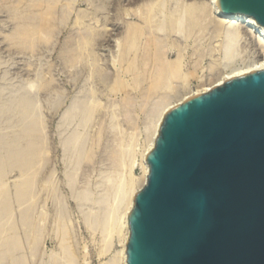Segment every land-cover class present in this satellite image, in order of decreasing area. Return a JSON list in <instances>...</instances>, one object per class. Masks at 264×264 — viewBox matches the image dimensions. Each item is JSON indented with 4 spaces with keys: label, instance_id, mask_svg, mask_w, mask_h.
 Masks as SVG:
<instances>
[{
    "label": "rangeland",
    "instance_id": "1",
    "mask_svg": "<svg viewBox=\"0 0 264 264\" xmlns=\"http://www.w3.org/2000/svg\"><path fill=\"white\" fill-rule=\"evenodd\" d=\"M28 1L0 0V110L17 101L32 106L28 123L37 133L19 134L16 111L0 116V155L19 162L0 160V264H123L124 211L142 183V155L159 114L248 67L257 48L243 40L225 57L221 39L183 9L194 0H157V9L148 7L152 0H66L50 15L52 0ZM177 58L180 75L167 71L158 82L157 65Z\"/></svg>",
    "mask_w": 264,
    "mask_h": 264
},
{
    "label": "water",
    "instance_id": "2",
    "mask_svg": "<svg viewBox=\"0 0 264 264\" xmlns=\"http://www.w3.org/2000/svg\"><path fill=\"white\" fill-rule=\"evenodd\" d=\"M264 27V0H219ZM128 215L126 264H264V68L165 115Z\"/></svg>",
    "mask_w": 264,
    "mask_h": 264
},
{
    "label": "bare ground",
    "instance_id": "3",
    "mask_svg": "<svg viewBox=\"0 0 264 264\" xmlns=\"http://www.w3.org/2000/svg\"><path fill=\"white\" fill-rule=\"evenodd\" d=\"M19 1H21V2H24L23 0H19ZM28 1V0H27ZM32 1H35V0H32ZM41 2V0H38V2ZM46 1V0H45ZM53 1V7L51 6V4H48V5H50V6H48L46 9V11H47V13L46 14H48L50 11H54L55 12V10H54V7H56V5L57 4H60V3H62V1H66V0H52ZM96 1H98V0H96ZM100 2H103V3H106L105 2V0H99ZM98 1V2H99ZM117 1H120V0H117ZM136 1H139V0H130V4H136L137 2ZM29 2V1H28ZM39 2V4L41 5V3L43 2H41L40 3ZM68 2V1H67ZM80 0H73V2L72 3H69V4H71V5H75V4H80ZM148 2V7L150 6V8L152 9V8H155V9H157L158 7H160V4H158L157 3V0L156 1H151V3H149V1H147ZM17 3H18V1H17ZM30 3V2H29ZM34 3V2H33ZM32 3V4H33ZM36 3V2H35ZM45 3V2H44ZM47 3H49L48 1L46 2V4ZM128 3V2H127ZM168 3H170L169 1H167V4ZM19 4V3H18ZM46 4H44L45 6H46ZM69 4H66L67 5V7H69L68 5ZM27 5V4H26ZM33 5H35V4H33ZM43 5V4H42ZM55 5V6H54ZM90 5V4H89ZM96 5V4H95ZM146 5V4H145ZM104 6V5H103ZM102 6V7H103ZM140 6V5H139ZM184 7H183V9H185V11H186V13L188 14V17H193V20L191 19V21H192V23L193 22H195L194 21V18L196 19L197 18V20L200 22V20L198 19V18H200L201 17V21L204 23L203 25L205 26V27H207V26H209L210 27V29H212V33H214V34H216L217 35V37L218 38H220L221 39V51H222V53L225 55V57H228L231 53H232V50H233V47L235 46V44L236 43H238V42H240V41H243V40H247V41H249V43L251 44V45H254V47L255 48H257L256 49V51H258L257 53H258V59L255 61V62H253V63H251L248 67H245V68H239V69H234V70H231L230 72H228V73H226V74H224L222 77H220V78H218L217 80H215L213 83L211 82V84H206V86L205 87H203V88H201V89H199V88H197V89H195V90H192V91H190V92H187V93H185V94H183L181 97H179L176 101H174V102H168V104L166 103V105L164 106V108H163V110L161 111V114H159V117L157 118V121H156V124H155V127H154V130H153V132H152V135H151V139H150V142H149V145H148V147H147V149L145 150V152L143 153V155H142V164H143V168H144V172H143V180H142V183L140 184V187L138 188V189H135L131 194H130V196H129V198H128V202H127V206H126V208H125V211H124V223H123V227H124V229H125V238H124V242H123V249H122V263L123 264H126V261H125V259H126V244H127V240H128V237H129V228H128V215H129V213H130V211L132 210V207H133V204H134V198H135V196L140 192V190H142L143 189V187L146 185V182H147V178H148V175H149V168H148V165H147V163H146V158H147V156H148V154L151 152V150L153 149V147H154V145H155V141H156V138H157V136H158V133H159V129H160V127H161V124H162V122H163V119H164V117H165V115L168 113V111L171 109V108H173L174 106H176V105H178V104H180V103H182L183 101H185L186 99H188V98H190V97H192V96H195V95H198V94H202V93H205V92H208V91H210L211 89H213L214 87H216V86H219V85H222V84H224L225 82H227V81H229V80H231V79H233V78H235V77H238V76H241V75H244V74H246V73H249V72H252V71H255V70H259V69H263L264 68V27H262V26H260V25H258L252 18H250V17H246V16H243V15H239V14H233V15H228V16H226V15H224L222 12H221V10H220V7H219V0H194V1H192V3H190V4H184L183 5ZM144 7V6H143ZM145 7H147V6H145ZM148 7H147V9H148ZM53 8V9H52ZM139 8V7H138ZM144 9V8H143ZM97 10V9H96ZM44 11V10H43ZM45 11V12H46ZM49 11V12H48ZM147 11V10H146ZM44 12V13H45ZM137 12V11H136ZM43 13V12H42ZM43 13V14H44ZM41 14V13H40ZM46 14H44V15H46ZM54 14V13H53ZM52 14V15H53ZM158 14V13H157ZM49 15H50V13H49ZM134 15H136L137 16V13H135ZM139 15V14H138ZM178 15V14H177ZM56 16V15H55ZM138 17H140V15L138 16ZM158 17V16H157ZM132 18V17H131ZM150 18V17H149ZM47 19V18H46ZM55 18L53 17V20H54ZM145 19V18H144ZM170 19V18H169ZM138 20V19H137ZM197 20H196V22H197ZM149 21V20H148ZM31 22V21H30ZM29 22V23H30ZM57 22V21H56ZM55 21H54V23H56ZM152 22V21H151ZM171 22H173V23H171ZM170 23H171V26H170V28H171V35L172 36H174V37H177V36H179V34H180V32H179V30L177 29L180 25H181V23H180V21H176V20H174V21H170ZM198 23V22H197ZM197 23H195V24H197ZM148 24L150 25V23L148 22ZM202 24V23H201ZM156 25V24H155ZM188 25H189V23H188ZM35 26V25H34ZM33 26V27H34ZM134 26V25H133ZM132 26V27H133ZM202 26V25H201ZM201 26H199V27H201ZM31 27V26H30ZM129 27V26H128ZM136 27V26H135ZM135 27L133 28V29H135ZM154 27V26H153ZM153 27L151 28L150 26H149V28H151L149 31L153 34V36H160V34H159V32H160V30L159 29H156V28H154L153 29ZM156 27V26H155ZM137 28V27H136ZM141 28V27H140ZM148 28V27H147ZM193 29L195 28V26H193L192 27ZM34 29V28H33ZM138 30H141V29H139V26H138V28H137ZM136 29V31L138 32V30ZM145 29V28H144ZM203 29V28H202ZM106 30V29H105ZM125 30V29H124ZM127 31V30H126ZM129 31V30H128ZM134 31V30H133ZM135 31V32H136ZM148 31V32H149ZM164 31V30H163ZM188 32V31H187ZM204 32V31H203ZM131 33V32H130ZM139 33V32H138ZM137 33V34H138ZM141 34H142V32H140L139 33V39L141 38ZM188 34V33H187ZM132 35H134L135 36V34L133 33ZM145 35V34H144ZM148 35V34H147ZM150 36H151V34H149ZM127 36H128V38H129V36L130 35H128L127 34ZM143 36V35H142ZM157 36V37H158ZM133 37V36H132ZM211 37V36H210ZM128 38H127V40H128ZM147 38V40L145 41V43L148 41V37H146ZM217 38V39H218ZM131 39V38H130ZM152 39H153V37H152ZM160 39V38H159ZM216 39V38H215ZM126 40V39H125ZM143 40V39H142ZM141 40V41H142ZM162 40V39H161ZM153 41V40H152ZM158 41V40H157ZM174 41V40H173ZM136 42V41H135ZM159 43H161L160 41H158ZM158 42L156 43V42H153L154 44L156 43V47H157V44H158ZM215 42V41H214ZM115 43H116V41H115ZM133 42H131V44H132ZM140 43V42H139ZM145 43H144V45H145ZM149 43H150V40H149ZM152 43V42H151ZM173 43V42H172ZM120 44V43H119ZM125 44H127V42L125 43ZM133 45H134V43H133ZM141 45V44H140ZM147 45H148V43H147ZM150 45V44H149ZM149 45L147 46V49L149 48ZM162 45V44H161ZM160 45V46H161ZM174 45V44H173ZM121 46V45H120ZM132 46V45H131ZM139 46V45H138ZM163 46V45H162ZM116 47V46H115ZM123 47V46H122ZM122 47H121V51H122ZM134 47V46H133ZM145 47V46H144ZM159 47V46H158ZM218 48H220V45H219V47ZM129 49H130V47H129ZM131 49H132V47H131ZM151 49H153V48H151ZM144 50H146L145 48H144ZM155 50V49H154ZM164 50V49H163ZM146 51H148V52H146V53H148V56H149V50H146ZM156 51H157V49H156ZM123 53H124V50L122 51ZM132 52V50L130 51V53ZM130 53H129V50H128V54L130 55ZM143 53V52H142ZM145 53V51H144V53L143 54H146ZM162 53V52H161ZM181 53H183V52H181ZM142 54V56H144ZM229 54V55H228ZM152 55L154 56V52H152ZM155 55L157 56L158 55V51H157V54L155 53ZM161 55H163V54H161ZM119 56V55H118ZM133 56V55H132ZM147 56V55H146ZM146 56L144 57V58H146ZM152 56V57H153ZM159 56V55H158ZM257 56V55H256ZM129 57V56H128ZM131 57V56H130ZM155 57V56H154ZM153 57V58H154ZM153 58H152V61H153ZM161 58V57H160ZM229 58H230V56H229ZM147 59H148V57H147ZM154 60H156V58L154 59ZM130 61H132L133 62V60H131L130 59ZM156 61H158V60H156ZM153 62V63H155L154 65H157V62ZM165 61V60H164ZM129 62V61H128ZM141 62H143V61H141ZM146 62V61H145ZM164 63V62H163ZM163 63H161V64H163ZM131 63L129 62V65H130ZM133 64L135 65V63L133 62ZM132 64V65H133ZM145 65L147 64V63H144ZM144 64H141V66H143ZM148 64H149V60H148ZM158 64H159V61H158ZM160 64V65H161ZM165 64H166V62H165ZM165 64H164V66H165ZM168 64V63H167ZM179 64H180V61H179V58H177L174 62H172V63H170V65L169 66H163V67H160V65H157L158 67H159V69H158V67L156 68V70L158 71V70H160L161 69V72L159 73V77H157L158 78V82H159V80H160V83H161V80H162V82L164 81V79L165 78H163V79H159L160 77L162 78V77H164V75H163V73L165 72V76H167V74H168V72L167 71H169L170 72V75H172L173 77L175 76V79H176V76H179L180 75V66H179ZM129 65H128V67H129ZM133 65V66H134ZM151 66H153V64L151 65ZM113 67V66H112ZM132 67V66H131ZM144 67V66H143ZM155 67V66H154ZM169 67V68H168ZM133 68V67H132ZM146 68V67H145ZM163 68V69H162ZM115 70V69H114ZM154 70V69H153ZM143 72H144V70H142ZM156 71V72H157ZM163 71V72H162ZM149 73H151V71L149 72ZM153 73H155V70H154V72ZM144 74V73H143ZM157 75V74H156ZM161 75H163V76H161ZM169 77V78H173V77ZM153 78H155V75H154V77ZM178 78V77H177ZM166 79H168L167 77H166ZM174 79V80H175ZM216 79V78H215ZM157 80V79H156ZM172 80V79H171ZM181 80V79H180ZM168 82H169V80H168ZM156 84H157V82H156ZM162 84V83H161ZM153 85H155V84H153ZM164 86V85H163ZM161 86H159V88H160ZM25 101V100H24ZM12 111H16V114H17V119H16V122H17V125H18V127H19V130H17L18 132H19V134H37V133H35V130L33 129L34 127L33 126H31V125H29V123L28 122H30L31 121V116H32V113H33V111H34V108L31 106V107H27V106H25V104H24V102L23 101H17V102H11V105H10V108H8V109H6V110H0V116H3V115H7L8 113H11ZM11 124V123H10ZM1 130V129H0ZM19 140V139H18ZM22 141H25L24 140V138L23 139H21ZM22 141H20V142H22ZM19 143V142H18ZM17 143V144H18ZM24 145H23V148H24V146H26L25 145V143L24 142H22ZM13 145V144H12ZM19 145H22L21 143H19ZM14 146V145H13ZM18 145H16V147H17ZM28 147H29V145H28ZM10 148V147H9ZM20 148V147H19ZM28 150V149H27ZM30 150V149H29ZM33 150V149H32ZM10 151V150H9ZM13 151H14V149H13ZM24 151V153H25V151H26V149L25 150H23ZM23 151H21V152H23ZM12 152V151H11ZM8 153V152H7ZM14 153V152H13ZM27 153V152H26ZM19 154V153H18ZM8 156H5V157H1V155H0V160L1 159H3V161H4V163L2 162V164L4 165L5 164V161H8L7 162V164H9L10 165V163H14V164H16L17 165V163L19 164V162L17 161V158L18 157H16V156H12V155H9V154H7ZM25 155V154H24ZM28 155H29V153H28ZM27 156V155H26ZM20 157H22V154H21V156ZM16 160H15V159ZM14 160V161H13ZM24 160V159H23ZM26 160H28L27 158H26ZM25 160V161H26ZM32 160H33V157L31 158V154H30V157H29V164L30 163H33L32 162ZM22 161V160H21ZM17 162V163H16ZM23 163V162H22ZM21 163V164H22ZM13 164V165H14ZM24 164H26V163H24ZM3 165H1V166H3ZM13 165H11V167L13 166ZM19 166H21V165H19ZM23 166H25V165H23ZM29 166V165H28ZM22 169H23V167H22ZM24 169H26V168H24ZM7 170V169H6ZM28 170V169H27ZM143 170V169H142ZM23 171V170H22ZM26 171V170H25ZM24 171V172H25ZM23 172V173H24ZM26 183V182H25ZM24 185V184H23ZM29 186V185H28ZM24 189H28V188H24ZM23 190V189H22ZM25 191V190H24ZM20 192V191H19ZM26 192V191H25ZM20 193H18V195H19ZM26 193H24V195H25ZM20 196V195H19ZM22 196V195H21ZM25 197V196H24ZM21 198V197H20ZM15 247V246H14ZM6 250V249H5ZM8 253V252H7ZM6 253V254H7ZM6 257H8V254L6 255Z\"/></svg>",
    "mask_w": 264,
    "mask_h": 264
}]
</instances>
